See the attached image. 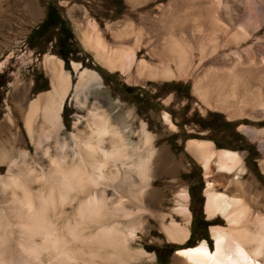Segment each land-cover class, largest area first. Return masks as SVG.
Returning a JSON list of instances; mask_svg holds the SVG:
<instances>
[{
  "label": "rangeland",
  "instance_id": "rangeland-1",
  "mask_svg": "<svg viewBox=\"0 0 264 264\" xmlns=\"http://www.w3.org/2000/svg\"><path fill=\"white\" fill-rule=\"evenodd\" d=\"M48 5L55 8L73 37L66 64L56 54V27L48 28L39 39L30 36ZM125 26L131 32L129 39L138 42L135 60L148 61L149 50L163 53L171 38L178 47H185L188 59L182 72L178 74L172 64L173 78L146 79L137 76L134 67L126 73L102 67L80 34L97 32L111 43ZM47 55L62 61L73 85L60 110L64 137L75 133L76 117L85 115L74 98L78 75L72 63L97 76V86L84 91L80 99L102 102L111 115H129L131 147L143 146L141 123L150 133V145L156 152L153 179L135 194V200H144L146 210L138 211L139 204L134 202L137 219L144 225L140 237L134 239H140L147 252L155 253L156 264H181L175 252L201 240L213 249L209 228H226L217 215L208 220L204 192L206 182H210L215 192L231 196L223 183L231 181L233 174L215 172L212 163L206 174L186 149L190 141L206 142L213 150L239 155L242 171L237 181L247 190L251 210L264 215V0H0V151L8 159L18 161L21 150L34 154L20 105L50 91L43 66ZM225 55L226 64H219ZM238 59L235 92L233 86H221L217 102L212 94L197 95L198 81L208 73L217 76V69L226 73ZM261 87L262 105L250 106L254 97L259 98L257 89ZM25 88H29L26 96ZM5 172L6 167L1 166L0 175ZM180 194L187 195L189 212V235L182 244L169 240L162 227L170 218L176 224L183 223L181 215L171 213L178 208Z\"/></svg>",
  "mask_w": 264,
  "mask_h": 264
},
{
  "label": "bare ground",
  "instance_id": "bare-ground-1",
  "mask_svg": "<svg viewBox=\"0 0 264 264\" xmlns=\"http://www.w3.org/2000/svg\"><path fill=\"white\" fill-rule=\"evenodd\" d=\"M87 33L85 31L83 35L80 34L82 42L98 63L109 71L118 69L121 73H126L131 67H134L136 75L142 78L171 79L173 72L170 65L173 64L176 72L180 74L187 64L188 56L185 53L186 50L182 49L185 47H178L173 38L170 39L169 44H166V50H164L166 46L164 49L162 48L163 53L149 50L150 59L147 61L146 59L135 60L138 42L136 39L133 41L129 39L131 32L128 26L117 33L111 43L104 41L97 32L91 33L92 35H87ZM226 61L227 56L225 55L219 64H226ZM235 63L227 72L225 67L226 73L222 71L220 73L217 69V72H214L217 76L214 77L208 73L198 81L195 89L197 95L202 98L212 94L213 97L216 96V99L213 100L217 102L221 86H233L231 89L235 92L237 75H239L236 72V65H238L239 59ZM43 66L50 81V91L26 104L22 101L20 105V108H24L21 120L27 139L34 148V154L21 150L19 160L15 161L8 159L3 150L0 151V167H6L5 174L0 175V208L5 210L6 215L13 223H23L25 220V214L13 195L14 193L16 196L21 195L17 191V186L26 185L33 191L39 189L40 185L32 184V179L41 176L52 177L53 162L57 164L61 162L73 163L80 158L85 159L86 165L98 163L96 160L87 158V154L83 150L85 144L101 152L109 147L117 152L130 147L128 137L132 131L130 130L129 115L124 117L111 115V109L103 108L102 102H88L86 97L80 99L84 91L97 86V76L87 69H82L76 63H72V69L78 75L74 87V98L81 104V108H84L85 115L76 117L73 123L75 133L64 137L60 110L64 98L73 85L69 73L63 69L61 60L47 55L44 57ZM221 76H224L225 80L220 79ZM244 90L248 92L246 87ZM261 90L262 87L257 89L259 98L254 97L255 102L249 104L250 106L262 105ZM28 92L29 88H25V96ZM203 99L206 100V97ZM7 121L10 123L9 119ZM139 137L143 146L152 148L150 145L152 137L143 123L140 124ZM18 141L22 143V139L19 138ZM210 145L206 142L190 141L186 149L201 163L206 174L209 173L210 163L214 165L215 172L233 174L231 181L225 183L219 181L220 184L223 183V188L230 190L231 196L215 192L210 182H206L207 188L204 192L208 220H213L217 215L226 222V228L217 226L209 228L211 239L214 242L213 249L209 248L204 240H201L194 246L176 251L175 256L182 259L181 264H264V215L251 210L252 205L246 195L247 190L237 181V175L242 171L240 157L235 152L213 150ZM139 148L134 147L135 150ZM29 172L32 173L31 176L28 175ZM147 186L148 183L140 184L137 186V191L141 192ZM107 187L109 191L106 194L111 199L127 195L119 188V185H108ZM135 201L137 205L139 204L138 211L146 210L145 202L141 197ZM186 201L187 195L180 194L177 197L178 208L171 211L173 214L181 215L183 223L176 224L170 218V223L167 226L162 225L166 237L178 244L185 242L189 235V228L187 229L189 212L186 208ZM162 218L160 216L161 220ZM35 251L36 245L31 233L17 230L4 255L10 264H33Z\"/></svg>",
  "mask_w": 264,
  "mask_h": 264
},
{
  "label": "clouds",
  "instance_id": "clouds-1",
  "mask_svg": "<svg viewBox=\"0 0 264 264\" xmlns=\"http://www.w3.org/2000/svg\"><path fill=\"white\" fill-rule=\"evenodd\" d=\"M83 150L98 163L53 162L52 177L32 179L39 189L17 186L21 195H13L25 214L23 223H13L0 208V264H10L4 252L17 230L32 235L33 264H156L155 253L133 238L144 227L133 205L137 186L152 182L154 147L101 152L85 144ZM108 185H119L127 195L109 198Z\"/></svg>",
  "mask_w": 264,
  "mask_h": 264
},
{
  "label": "trees",
  "instance_id": "trees-1",
  "mask_svg": "<svg viewBox=\"0 0 264 264\" xmlns=\"http://www.w3.org/2000/svg\"><path fill=\"white\" fill-rule=\"evenodd\" d=\"M56 27V37H55V49L56 54L63 61L67 63L68 57L71 54V48L73 46V37L64 23V21L59 17L55 8L51 5H48L45 10V15L43 20L37 26L35 30L32 31L31 37L34 39H39L48 28Z\"/></svg>",
  "mask_w": 264,
  "mask_h": 264
}]
</instances>
